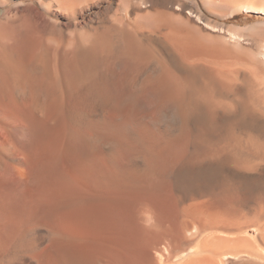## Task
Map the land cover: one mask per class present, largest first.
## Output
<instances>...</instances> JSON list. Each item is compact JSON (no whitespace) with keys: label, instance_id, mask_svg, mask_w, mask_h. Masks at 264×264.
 Segmentation results:
<instances>
[{"label":"bare ground","instance_id":"1","mask_svg":"<svg viewBox=\"0 0 264 264\" xmlns=\"http://www.w3.org/2000/svg\"><path fill=\"white\" fill-rule=\"evenodd\" d=\"M142 3L103 19L87 47L0 56V173L42 208L35 225L102 234L117 219L152 237L144 254L160 261L149 264H264L263 47L251 58L204 44L187 23L211 25L181 1ZM125 244L120 255L139 264Z\"/></svg>","mask_w":264,"mask_h":264},{"label":"rangeland","instance_id":"2","mask_svg":"<svg viewBox=\"0 0 264 264\" xmlns=\"http://www.w3.org/2000/svg\"><path fill=\"white\" fill-rule=\"evenodd\" d=\"M57 1L50 2V0H0V56H7V58L4 57L5 63L7 65H9V61H14L15 57L18 54H23L26 51L35 50L40 54L44 53L45 55L52 56L54 52L60 53V51L66 48H68V50H71L73 46L74 48L87 47L92 42L91 37L93 33L96 30L101 31V29H103L101 23H106V17L109 18L108 21H110L112 20V18L124 16L126 13L128 16L131 14V16H136V13L138 12L135 11L139 10L136 9L133 12V8L131 6L133 5L134 7L135 5H139L142 2H144L142 3L144 6L147 5L146 7L148 10L151 9L152 6V9H154V5H156L155 9L163 8L166 10L164 6L161 8L159 7L162 6L161 2L164 5L167 4L170 6L172 4L173 6H175L174 4L177 5L181 1L184 6L182 8L183 12H187L186 10H188V12L191 11V13L188 14L187 12L185 14L191 16V18H193L194 20L196 19V17H201V20H205L204 22L209 23V25L211 26L215 25L217 28H219L220 25H222L223 29H225L224 27H226L225 32L222 33V35L221 33L219 34L218 31L217 35H214L212 33H216V31H212L213 28H211V26H208L209 28H206V30L205 27L201 24L200 27V25L198 26L192 21L188 22L187 25L192 24V26L189 25V27H191L189 28L190 31L192 30V33L194 32V35L198 36L204 44L212 45L214 42H216L215 39L213 40V37H216L218 39V45H221L222 43L224 44V42L225 44L228 43V46L231 45L234 47L232 48L230 46L232 50L236 48L238 51L240 50V52L248 54L251 58H260L262 54L259 51H261L262 47V50H264V0H71L72 2L70 0H59L58 2ZM145 2H147L146 5ZM168 2L170 3L168 4ZM154 11L155 10H150V12ZM138 15L139 17H141L143 14L139 13ZM183 15L184 13L180 14V17H182ZM23 18L27 21L23 20ZM182 19L184 20V18ZM99 24L100 26H98ZM97 27L101 29H98ZM228 34H230L231 36ZM223 35L228 36L226 37L228 39L222 37ZM88 38H90V41ZM85 39H87L89 42H87V40ZM211 39L212 42L210 41ZM221 39L225 41H221ZM230 39L233 41H229ZM80 41L83 42L81 43ZM218 41H220L221 43ZM237 44L241 45L238 46ZM6 48L8 50H6ZM236 49L235 51L238 52ZM256 54L258 56H256ZM262 62L264 66V61ZM197 114H201L200 110ZM0 177V263L96 264L95 259L97 260L98 258L97 261H99L100 264H132L131 261L126 258L127 256L125 254L120 255L123 252V249L121 250V247L126 245L125 242H128L130 244L133 243L132 245L137 247V251H140L141 257L137 263L149 264V261L152 257H154L152 258V261L159 263V256L154 250H149V252L145 253L148 256L149 260H147V256L144 254V249L146 247L145 244L146 242H152V237L143 234L141 231L140 233L137 228L130 225L128 227L124 226L123 229L122 226L126 224H120L119 221L115 218L114 219L116 221L110 219L106 223V229L104 228L102 230V232L104 231L103 233L105 234H101V231L97 232V230L93 233V231L85 225L79 226L77 228H70L69 230H67L68 228L64 229L66 227L61 228V225L59 224L58 226L57 223H55V225L53 226H51L52 224H50L51 227L49 226V228L35 225L37 223L39 213L42 208H39V206L35 205L24 206L22 204V201L20 199L21 190H18V188L14 189L15 186H13L11 181H9V167H5V169L0 173ZM7 213L11 214L7 215ZM167 215H170L168 217H171V214H163L164 217H166ZM9 216L10 218L8 219ZM60 217L65 218V220H68V218H70L65 214H62ZM110 228H113L115 231L113 229L111 230ZM81 230H84L85 232ZM123 230L125 233L122 232ZM86 232L88 233L86 234ZM106 232L107 234L109 233L108 236H106ZM54 235L59 236L62 239H60L59 241H53L52 237H55ZM94 235L98 236V243L103 242L108 246L110 245L109 249L108 246L105 247V245L101 247H104V249L108 250H111L112 248L113 253L115 251L114 257H122H120V262L117 261V259L113 260L115 258L110 259L112 257L108 258L103 256L98 249L100 245L97 244V248H95V246L91 244L90 239H92L91 237L95 238ZM66 236L67 238H65ZM68 236H70L71 239L73 237L74 239H78L69 240ZM104 238H107L106 241ZM109 241L110 243L108 244ZM118 248L119 250H117ZM116 250L118 251L119 256H115L117 255ZM142 255L144 256V259ZM111 260H113L112 263ZM161 263L164 264V262H160V264Z\"/></svg>","mask_w":264,"mask_h":264}]
</instances>
